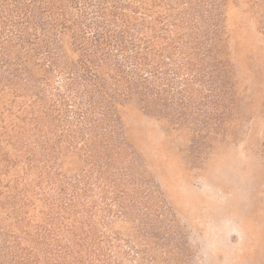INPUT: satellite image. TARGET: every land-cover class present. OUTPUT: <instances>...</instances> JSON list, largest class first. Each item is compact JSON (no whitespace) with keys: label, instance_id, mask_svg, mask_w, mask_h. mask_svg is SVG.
I'll use <instances>...</instances> for the list:
<instances>
[{"label":"rangeland","instance_id":"obj_1","mask_svg":"<svg viewBox=\"0 0 264 264\" xmlns=\"http://www.w3.org/2000/svg\"><path fill=\"white\" fill-rule=\"evenodd\" d=\"M109 4L182 55L192 106L116 102L120 136L84 138L54 101L63 75L0 66V264H264V0Z\"/></svg>","mask_w":264,"mask_h":264},{"label":"trees","instance_id":"obj_2","mask_svg":"<svg viewBox=\"0 0 264 264\" xmlns=\"http://www.w3.org/2000/svg\"><path fill=\"white\" fill-rule=\"evenodd\" d=\"M112 1L0 0V38L17 46L13 61H9L10 53L2 51L0 42V66H6L12 78L25 74L27 82L34 78L28 63L42 59L39 69L43 73L35 82L48 83L53 75H63L67 82L61 84L63 90L55 86L58 97L54 101L66 107L65 119L73 118L84 138L109 136L108 142L120 136L114 115L116 102L134 100L145 111L171 118L172 108L190 107L193 102L186 96L188 75L175 78L180 74L182 55L179 65L170 63V47L154 49L152 35H143L139 27L128 24L123 25L128 28H117L106 16L113 14ZM178 35L183 37L181 32ZM65 37L77 54L74 61L63 59L60 49ZM185 66L189 68L188 63Z\"/></svg>","mask_w":264,"mask_h":264}]
</instances>
